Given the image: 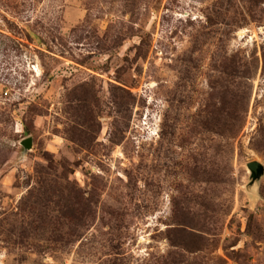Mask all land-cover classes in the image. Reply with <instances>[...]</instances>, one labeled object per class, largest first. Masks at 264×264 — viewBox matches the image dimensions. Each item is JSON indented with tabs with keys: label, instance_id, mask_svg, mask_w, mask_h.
<instances>
[{
	"label": "rangeland",
	"instance_id": "obj_1",
	"mask_svg": "<svg viewBox=\"0 0 264 264\" xmlns=\"http://www.w3.org/2000/svg\"><path fill=\"white\" fill-rule=\"evenodd\" d=\"M264 0H0V264H264Z\"/></svg>",
	"mask_w": 264,
	"mask_h": 264
},
{
	"label": "water",
	"instance_id": "obj_2",
	"mask_svg": "<svg viewBox=\"0 0 264 264\" xmlns=\"http://www.w3.org/2000/svg\"><path fill=\"white\" fill-rule=\"evenodd\" d=\"M249 169L251 170L252 174L259 176L263 173L264 171V166L262 163H260L257 160H252L247 163Z\"/></svg>",
	"mask_w": 264,
	"mask_h": 264
}]
</instances>
